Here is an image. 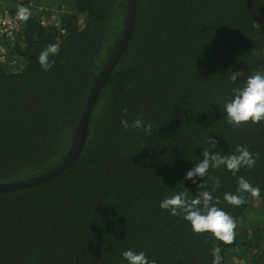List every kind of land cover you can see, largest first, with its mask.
<instances>
[{
    "label": "trees",
    "instance_id": "obj_1",
    "mask_svg": "<svg viewBox=\"0 0 264 264\" xmlns=\"http://www.w3.org/2000/svg\"><path fill=\"white\" fill-rule=\"evenodd\" d=\"M35 5L58 23L5 38L0 183L62 162L128 0ZM0 264H264V0H136L77 160L0 193Z\"/></svg>",
    "mask_w": 264,
    "mask_h": 264
},
{
    "label": "water",
    "instance_id": "obj_2",
    "mask_svg": "<svg viewBox=\"0 0 264 264\" xmlns=\"http://www.w3.org/2000/svg\"><path fill=\"white\" fill-rule=\"evenodd\" d=\"M135 11H136V0H128L127 15H126L125 26L122 35L114 51L112 52L110 57L106 60L102 69L98 73L89 91L83 109L81 111V114L79 116L77 125L75 127V131L72 136L69 149L62 162L59 163L54 168L48 170L47 172L39 174L37 176L16 180L12 182L0 183V193L24 189L45 182L62 173L77 160L78 156L82 152V149L86 141L89 119H90L91 111L97 100V97L102 87L104 86L105 82L107 81L109 75L111 74L112 70L114 69V67L120 60L121 56L123 55L126 46L128 44V41L130 39L134 25V20H135Z\"/></svg>",
    "mask_w": 264,
    "mask_h": 264
},
{
    "label": "built area",
    "instance_id": "obj_3",
    "mask_svg": "<svg viewBox=\"0 0 264 264\" xmlns=\"http://www.w3.org/2000/svg\"><path fill=\"white\" fill-rule=\"evenodd\" d=\"M28 6L19 0H0V62L7 60L5 38L14 39L28 15Z\"/></svg>",
    "mask_w": 264,
    "mask_h": 264
},
{
    "label": "clouds",
    "instance_id": "obj_4",
    "mask_svg": "<svg viewBox=\"0 0 264 264\" xmlns=\"http://www.w3.org/2000/svg\"><path fill=\"white\" fill-rule=\"evenodd\" d=\"M33 2H31V3H28L29 4V12H28V15H27V17H26V19L24 20V22L23 23H21V25H20V27L19 28H21L23 25H24V23L26 22V20L29 18V17H31V16H33L34 14H36V13H42V12H44V7H42L41 5H35V7H32L31 6V4H32ZM31 6V7H30ZM50 17H51V14H50ZM39 21H40V23L41 24H43V25H46V24H49V23H52V24H54V25H57V23H58V21L56 20V17L54 16L53 18H49V15L46 13V12H44V13H42L41 15H40V18H39ZM20 31V30H19ZM18 31V32H19ZM17 32V33H18ZM16 33V34H17Z\"/></svg>",
    "mask_w": 264,
    "mask_h": 264
},
{
    "label": "rangeland",
    "instance_id": "obj_5",
    "mask_svg": "<svg viewBox=\"0 0 264 264\" xmlns=\"http://www.w3.org/2000/svg\"><path fill=\"white\" fill-rule=\"evenodd\" d=\"M19 1H21V3H25V4H28V3H31V2H33V0H19ZM49 1V0H48ZM42 7H44V12H47L48 10H56L57 9V7L56 8H51V7H47V6H43V5H41ZM47 8V9H46ZM44 12H42V13H44ZM41 13V14H42ZM56 14H51V17H50V14H49V18H53L54 16H55ZM237 260H239V259H237ZM240 261V260H239ZM243 261H246V260H243ZM240 262H242V261H240Z\"/></svg>",
    "mask_w": 264,
    "mask_h": 264
}]
</instances>
